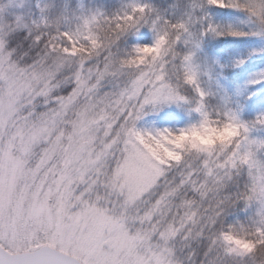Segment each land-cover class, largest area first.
<instances>
[{"label": "snow or ice", "instance_id": "snow-or-ice-1", "mask_svg": "<svg viewBox=\"0 0 264 264\" xmlns=\"http://www.w3.org/2000/svg\"><path fill=\"white\" fill-rule=\"evenodd\" d=\"M0 264H264V0H0Z\"/></svg>", "mask_w": 264, "mask_h": 264}]
</instances>
